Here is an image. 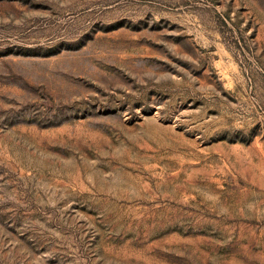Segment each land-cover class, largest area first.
Here are the masks:
<instances>
[{
  "label": "rangeland",
  "instance_id": "374dc122",
  "mask_svg": "<svg viewBox=\"0 0 264 264\" xmlns=\"http://www.w3.org/2000/svg\"><path fill=\"white\" fill-rule=\"evenodd\" d=\"M0 264H264V0H0Z\"/></svg>",
  "mask_w": 264,
  "mask_h": 264
}]
</instances>
